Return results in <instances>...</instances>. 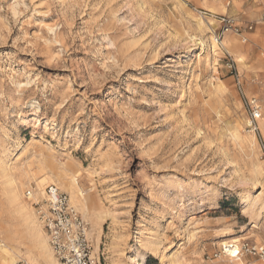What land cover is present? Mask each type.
<instances>
[{"label":"rangeland","instance_id":"obj_1","mask_svg":"<svg viewBox=\"0 0 264 264\" xmlns=\"http://www.w3.org/2000/svg\"><path fill=\"white\" fill-rule=\"evenodd\" d=\"M236 75L264 120V0H0V226L6 171L36 199L67 168L101 264H233L214 253L264 243V131Z\"/></svg>","mask_w":264,"mask_h":264},{"label":"built area","instance_id":"obj_2","mask_svg":"<svg viewBox=\"0 0 264 264\" xmlns=\"http://www.w3.org/2000/svg\"><path fill=\"white\" fill-rule=\"evenodd\" d=\"M223 33L235 28L230 21L223 20ZM235 88L242 101L247 119L246 128L253 134H259V120L262 119L260 102L255 97H247L243 92L240 76L236 75ZM264 162V145L261 147ZM24 197L30 204L44 231L49 248L59 264H101L99 258L92 254L88 239V225L78 211L69 203L66 193L56 186H47L43 196L33 199L31 190L24 192ZM229 252L222 246L220 252L214 253L213 258L220 256L231 258L233 264H264V243L242 241L237 246L231 245Z\"/></svg>","mask_w":264,"mask_h":264},{"label":"bare ground","instance_id":"obj_3","mask_svg":"<svg viewBox=\"0 0 264 264\" xmlns=\"http://www.w3.org/2000/svg\"><path fill=\"white\" fill-rule=\"evenodd\" d=\"M237 40L236 39L231 40L229 42V47L232 48L237 46L239 44ZM209 42L211 43L210 45H212L213 48L217 43L216 40L213 38V36L209 38ZM221 44L223 45L224 49L226 50L228 49L227 43L222 42ZM259 124L261 130L264 131V120L261 119L259 121ZM238 128L241 130L240 125H238ZM245 139L248 138L246 137ZM38 153L39 156H43L40 152ZM263 172L264 169L261 164H256L254 166L253 173L255 175L261 176ZM3 174L4 173H2L1 175ZM5 174H6L7 188L5 192L3 191L4 192L3 198L6 202L4 203L5 209H7L9 215L5 219H3L2 225L0 226L1 234H3V236L0 237V264H17L18 262L17 259L20 257L21 254L20 246H22L21 245L22 242H20L19 239L17 240L15 238L20 234L19 233L20 229L22 233L25 234V237L28 242L26 257L28 258V260L31 261V263L38 264L37 262H35V260L39 259L44 261L46 264H59L55 260L48 246L47 240L44 234L42 233L41 226L38 223L34 212L33 211L31 212L30 206L29 205L27 206V204H25V202L23 201L24 197L22 198L23 195L21 194V187L23 186V184L19 180H17L16 177L12 175L10 171H6ZM52 174L53 176L57 177V181L59 182L58 184H60V187L68 194L67 195L68 198L70 197L69 203L75 209H79L81 211L85 209L84 211H86L87 208L89 207L92 209L94 208V202L92 201V199L90 197L89 198L85 197L84 192L80 189L77 176L72 175L67 168L64 169L55 168L54 171H52ZM49 177L50 176L44 177V175H42L37 179V182L35 181L36 189L34 191H35V196L37 198L43 196L44 190L47 186L56 184L51 179V177L50 178ZM244 204L245 205H244L243 213L250 215L249 217L251 219L260 220L259 218L262 216V212H260L261 208L258 209V211L251 210L248 206L249 204L248 200H246ZM84 211H83V217L92 220L90 219V216L86 215L87 214L86 212H85L86 214L84 213ZM17 225L20 229L16 227ZM253 227H256V225L254 224ZM238 241H239L238 239H233L231 241L232 245L237 246ZM222 245H226V243H223ZM152 246L155 249L153 250L154 252L155 251L159 252L158 248L157 247L155 248L154 244ZM230 250L232 251V249ZM233 250H235V248H233ZM93 251L95 255H97L98 253L97 245ZM158 255L161 257L160 259L162 260L163 254H160L159 252Z\"/></svg>","mask_w":264,"mask_h":264}]
</instances>
